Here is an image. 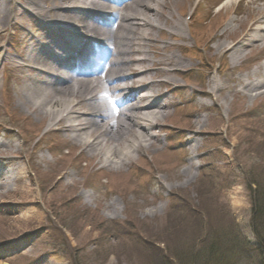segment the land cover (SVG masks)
<instances>
[{"label": "rangeland", "instance_id": "obj_1", "mask_svg": "<svg viewBox=\"0 0 264 264\" xmlns=\"http://www.w3.org/2000/svg\"><path fill=\"white\" fill-rule=\"evenodd\" d=\"M191 1L179 0L174 18L182 23L185 46L195 49L176 52L196 67L193 86L180 73L174 85L161 88L160 101L168 107L152 132L161 144L135 155L134 167L126 165L120 174L102 169L63 132L41 129L40 115L23 104V73L0 66V158H7L0 162V183L10 181L0 188V264H216L201 240L204 235L210 245L214 233L257 246L252 204L260 192L264 197V95L247 99L240 90L245 76L263 64L264 47L239 63L230 57L226 63L210 48L206 62L197 52H205V42L197 43L191 32L218 19L224 0H202L203 14H193ZM255 8L253 0L233 5V39L245 33ZM21 30L10 28L4 41L15 58L27 48V34L47 37L30 23ZM189 114L194 125H203L195 128L202 131L196 141L182 127ZM127 175L124 192L121 178ZM252 182H259L255 193ZM230 247L222 245L220 253L227 254L218 262L243 264Z\"/></svg>", "mask_w": 264, "mask_h": 264}, {"label": "bare ground", "instance_id": "obj_2", "mask_svg": "<svg viewBox=\"0 0 264 264\" xmlns=\"http://www.w3.org/2000/svg\"><path fill=\"white\" fill-rule=\"evenodd\" d=\"M238 2L224 0L219 18L203 32L193 33L197 43L205 42V60L210 61L213 48L215 53H223V59L230 57L239 63L264 46V0H253L256 8L245 33L237 40L230 36L238 22L230 19L231 9ZM178 3L0 0V66L3 71L12 67L23 73V104L40 115L41 129L63 132L66 140L102 162V169L120 174L126 165L134 167L135 155L161 144L152 133L168 107V102L160 101L164 97L161 88L174 85V75L196 69L176 55L190 49L185 46L181 21L174 18ZM221 18L225 19L222 25ZM28 23L47 37L33 40L27 34L22 40L27 48L12 57L4 43L8 31L21 32ZM240 92L247 99L264 95V62L245 76ZM182 125L193 141L202 134L190 115ZM190 147L198 149L196 142ZM1 161L7 162V158L2 156ZM193 167L191 160L187 168L191 171ZM8 183H0V188ZM129 185V176H123L124 192ZM108 207L115 209L116 204Z\"/></svg>", "mask_w": 264, "mask_h": 264}, {"label": "trees", "instance_id": "obj_3", "mask_svg": "<svg viewBox=\"0 0 264 264\" xmlns=\"http://www.w3.org/2000/svg\"><path fill=\"white\" fill-rule=\"evenodd\" d=\"M252 185L259 188V182H252ZM252 211L255 221L253 225V230L256 234V238L258 241L257 246H251L248 243L245 246L237 240L232 241V238H229V236H226L227 234L222 233H214V235L210 234L211 239L209 245L207 243V238H204L203 235L201 240L208 247L205 252L210 253V261H215L214 258L217 257V260L215 262L216 264H220V262L218 261H220L221 259L218 260V258H222L223 256L221 255L227 254L220 253L221 249H223L222 245L228 243L229 246H231L229 254L233 257V259H235V261H238L239 263L241 262L243 264H253V258L254 256H257L261 260V262H264V197L262 195V192H260V194L258 195V201H255L254 205L252 204ZM236 248H239L238 253H230V251ZM226 252H228V249L226 250ZM212 257L214 258L211 260Z\"/></svg>", "mask_w": 264, "mask_h": 264}]
</instances>
